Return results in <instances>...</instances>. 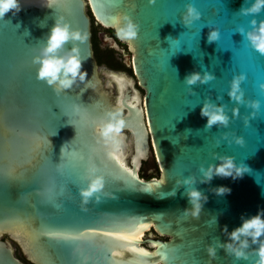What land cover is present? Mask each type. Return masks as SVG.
Segmentation results:
<instances>
[{
	"label": "water",
	"instance_id": "95a60500",
	"mask_svg": "<svg viewBox=\"0 0 264 264\" xmlns=\"http://www.w3.org/2000/svg\"><path fill=\"white\" fill-rule=\"evenodd\" d=\"M102 3L109 5L105 15ZM187 3L202 13L190 25L181 18ZM242 6H247L245 0H21L19 12L11 10L0 18V169L5 173L0 174V264H23L5 235L33 264H190L192 255L196 257L193 264H210L206 246L213 237L226 239L223 226L227 224L231 231L241 223L242 214L253 215L264 209V89L260 87L264 82V54L237 31L240 26L245 30L252 27V15L241 14ZM88 8L95 22L107 29L115 31V23L105 16L128 13L139 23L138 37L131 45L115 34L128 44L131 54L124 57L145 91L142 100L128 72L98 65ZM59 15L74 20L73 27L87 33L86 41L78 42L86 57L83 68L91 79L87 90L81 84L57 95L36 78L33 49L46 38ZM255 16L258 22L264 19V10ZM210 25L220 29V38L211 43L207 39ZM110 43L118 49L115 38ZM192 71L213 72L215 79L189 86L184 79ZM240 72L246 73L242 82L245 100L261 101L255 117L246 104H239V113L233 117L237 102L227 92L232 77ZM189 87L194 92L190 93ZM217 96L223 99L217 100ZM205 98L227 105L232 117L227 128H205L207 117L200 113ZM73 106L83 108L86 115L78 118ZM116 107H122L126 121L123 141L115 153L116 160L105 158L104 164L119 178L106 183L84 210L79 188L87 186V178L79 180L78 188L69 185L72 191L63 193L62 173L72 162V151L84 145H91L101 157L111 152L98 142L96 126ZM64 113L76 124L77 136L75 125L66 123L69 117ZM94 117L102 119L93 125ZM224 132L229 140L244 136L245 143L222 140L217 147L216 139ZM43 133L51 135L53 163L44 162L36 148ZM63 146L67 164L59 163ZM213 152L235 156L236 162L248 165L249 171L235 180L216 176L210 183L193 185L208 195L199 219H194L183 213L191 206L186 195L189 186L178 188L175 196L167 193L178 178L193 173L199 176L201 163L218 162ZM152 156L161 174L145 179L139 171ZM119 164L131 169L138 179L122 175ZM162 177L166 184L160 183ZM149 185L154 186L151 192L141 190ZM220 185L232 191L219 196L210 191ZM212 215H218L217 226L209 223ZM133 219L147 227L139 232L112 227L113 222ZM41 226L82 231L88 230L85 226H104L93 230L144 236L135 243L101 235L59 243L39 236ZM151 229L152 233L146 234ZM131 248L154 255L140 258ZM170 249L172 259L155 255ZM193 249L197 251L193 253ZM211 264L248 262H237L218 249Z\"/></svg>",
	"mask_w": 264,
	"mask_h": 264
},
{
	"label": "clouds",
	"instance_id": "9594fccd",
	"mask_svg": "<svg viewBox=\"0 0 264 264\" xmlns=\"http://www.w3.org/2000/svg\"><path fill=\"white\" fill-rule=\"evenodd\" d=\"M149 3H155V0H149ZM247 6H242L240 13L243 15H252L250 21L252 27L245 30L243 26L238 27L237 31L246 38L251 47L264 54V19L259 22L255 14L264 10V0H245ZM21 8V0H0V18L11 10L19 12ZM201 11L193 4L187 3L185 11L182 13V21L185 25H190L194 21L200 19ZM207 34L208 42L217 41L220 38V29L215 26H208ZM140 25L128 13H122L116 17L115 31L117 35L126 39L131 45L135 38L138 37ZM87 39V33L79 28L73 27L72 23L63 15L55 17L54 24L47 33L46 38L40 41L38 46L33 49L32 64L36 66V77L38 80L45 81L51 86L53 91L60 95L73 89L81 84L85 85L84 90L91 85V79L88 78V71L83 68V63L86 59L81 54L80 43ZM69 43L71 46L69 47ZM215 79V75L210 71H192L185 76V83L189 86L195 85L198 82L205 84L208 81ZM246 79V73L240 72L235 74L230 81V88L227 95L231 100L237 102V106L232 109L233 117L239 113V104H246L252 109L251 116L255 117L261 108L259 99L245 100V91L242 88V82ZM261 89H264V82L260 84ZM189 92H194V89L189 87ZM222 96H217V100H222ZM225 103H216L210 98H205L202 107L200 108L201 116L207 117L205 128L210 129L213 125H218L222 128H227L232 117L226 111ZM248 121H245L247 125ZM126 121L122 115V107L106 113L96 126V136L98 142L111 149L112 153L119 152L123 141V131ZM222 140L233 141L236 144L243 145L245 143L244 136H233L228 139L226 132L222 133L216 139V146L221 144ZM49 143L52 146L51 140ZM65 146V145H64ZM61 148V152L64 150ZM215 158L213 163H208L207 166L203 163L199 166L200 175L195 173L178 178L175 185L167 195L175 196L177 189L181 186H189L186 188V195L190 207H186L183 211L184 215L191 216L194 219H199L204 204L208 200V195L199 188L194 187L197 182L210 183L214 177L223 178L231 177L233 180L243 177L249 171L248 165L243 162L237 163L233 155L221 154L213 152ZM161 184H166V178L162 177ZM105 177L102 174H89L87 177V186L79 189L81 196V206L86 210V205L90 202L94 194L99 193L105 188ZM216 195H224L232 191L231 187L226 185L216 186L210 189ZM100 196H96V201L99 202ZM222 214V213H221ZM210 224L218 225V215H212L209 221ZM226 239L221 240L219 237H213V240L207 244L206 251L211 260L217 257L218 249H223L228 255L235 258L237 262L244 260L248 264H264V209L258 210L253 215H241V223L229 231L228 225L225 224L221 229ZM255 246V247H253ZM254 257V258H253Z\"/></svg>",
	"mask_w": 264,
	"mask_h": 264
},
{
	"label": "snow or ice",
	"instance_id": "6c2138e0",
	"mask_svg": "<svg viewBox=\"0 0 264 264\" xmlns=\"http://www.w3.org/2000/svg\"><path fill=\"white\" fill-rule=\"evenodd\" d=\"M109 5L106 3H102L101 7L103 8L104 15H105V9ZM106 19L110 20L112 23H116V17H108L105 16ZM70 22L73 24L74 20H70ZM37 78V77H36ZM59 106V105H58ZM60 107V106H59ZM135 108V105L132 106ZM61 109V108H60ZM52 110V109H51ZM62 111V110H61ZM73 111L77 115L78 118H82L84 115H86V112L83 108H76L73 106ZM61 113V112H60ZM63 115H66L69 117V119L66 121V123L75 125L76 127V136L78 134V128L76 124L72 122V118L67 114L64 113ZM102 119V117H94L91 119V123L95 125L96 123L99 122V120ZM54 135V134H53ZM51 135L47 133H43L42 135L39 136L36 148L44 162H51L53 163L51 159V151H52V146L49 143V137ZM75 136V137H76ZM108 159L110 161H115L116 156L115 153L108 152L105 157H101L100 154L96 153L95 149L91 145H84L80 149H75L72 151V162L70 165H68L67 169L62 173V179H61V186L63 189V193H68L72 191V188L69 187V185H73L76 188L79 187V180L82 177L87 178L89 174H102L105 177V182L106 183H111L113 179L119 178L117 177L114 172L104 164V159ZM64 161L65 164H67V159H66V149L64 147L63 152H61V157L60 161ZM59 163H54V164H59ZM61 166V164H60ZM121 174H127V176L137 180L138 178L135 176V173L128 168H125L122 164L118 165ZM0 174H5L3 173V169H0ZM8 176H12L11 172L7 173ZM22 175V174H21ZM139 183L143 184L142 181ZM154 186H147L143 187L141 190L144 192H151L152 188ZM80 189V188H79ZM45 195L47 198V193L48 190L45 189ZM96 199V197H95ZM112 227H115L119 229L120 231H136L139 232L143 230L144 228L147 227L145 224H140L137 220L133 219L130 221H124V222H113ZM88 230L87 231H82L81 229H51V228H46L41 226L38 229V235L39 236H44L47 237L49 240H53L56 242H68V241H73V240H80L84 237L87 236H93V235H101V236H110L113 238L115 241H126L128 243H135L138 240V237L136 236H126V235H117L112 232H96L93 229L94 228H101L104 226H85ZM121 246H126V245H121ZM164 247V244L160 245V248L162 249ZM130 251L138 254L140 258L142 257H150L154 255L153 253H149L144 251L143 249H136V248H131L129 249ZM110 251V249H109ZM197 251L196 249H193V253ZM171 253V255H170ZM155 255L160 256L161 258L165 259H172V250L165 251L163 254L161 251L159 253H156ZM111 259V256L109 257ZM142 260V259H141ZM196 261V257L194 255L191 256L190 259V264H193V262Z\"/></svg>",
	"mask_w": 264,
	"mask_h": 264
},
{
	"label": "flooded vegetation",
	"instance_id": "af4514ba",
	"mask_svg": "<svg viewBox=\"0 0 264 264\" xmlns=\"http://www.w3.org/2000/svg\"><path fill=\"white\" fill-rule=\"evenodd\" d=\"M91 31H92V29H91ZM95 32H96V38H97L98 55L102 59V64L104 63L108 67H111L110 64L113 63L118 67L120 66L117 69H120V68L126 69L127 71H129L133 75L132 77L134 78L135 85L138 86L139 89H143L140 86L137 77L134 75V71H133L132 66H129L125 61V57H124L126 55L125 52H129L131 54V52L129 51L128 44L119 41L116 38V34H115V31L113 29L104 28L96 22H95ZM92 35H93V32H92ZM111 38H115V40L118 44V49L111 46V43H110ZM124 48H125V52H124ZM93 50H94V48H93ZM94 56H95V52H94ZM95 58H96V56H95ZM96 60H97V58H96ZM97 62H98V60H97ZM98 65L100 66L101 64H98ZM100 76H101V73H100ZM144 94H145V91H144ZM152 157H154V156H152ZM146 162L147 161L143 162L141 169L139 171L140 176L143 178H145L143 175V167L145 166ZM153 165H154V168L157 169V165L155 164V162ZM15 255L21 262H23V264H33L30 260H28V258L24 255V253L21 252V254H19V255L17 253H15Z\"/></svg>",
	"mask_w": 264,
	"mask_h": 264
},
{
	"label": "rangeland",
	"instance_id": "374dc122",
	"mask_svg": "<svg viewBox=\"0 0 264 264\" xmlns=\"http://www.w3.org/2000/svg\"><path fill=\"white\" fill-rule=\"evenodd\" d=\"M124 52H125V48H124ZM126 55L130 54L129 52H125ZM106 65V64H105ZM106 67H108L106 65ZM110 69H113V70H122V71H126L128 72L131 76H133L129 71H127L126 69L124 68H120V69H117V68H112V67H109ZM134 86L139 89L138 86L135 85V82H134ZM140 93H141V100L143 99L144 97V90L143 89H139ZM154 162L155 164L157 165V169L154 168ZM160 170H159V167H158V164H157V161H156V158L155 157H151L149 160H147L145 166L143 167V175L145 177V179H150L152 177H160ZM152 233V229L149 230L146 234H151ZM159 235V234H158ZM159 237H163V238H168L167 236H161L159 235ZM5 239L11 243V245L13 246V249L15 251V253H17L18 255L21 254V252L23 253L21 247L15 242L13 241L9 236L5 235ZM147 247V246H145Z\"/></svg>",
	"mask_w": 264,
	"mask_h": 264
},
{
	"label": "trees",
	"instance_id": "16d2710c",
	"mask_svg": "<svg viewBox=\"0 0 264 264\" xmlns=\"http://www.w3.org/2000/svg\"><path fill=\"white\" fill-rule=\"evenodd\" d=\"M88 14L89 16L91 17V29H92V32H93V35H92V42H93V48H94V52H95V56L98 60V64H102V59L99 57L98 55V46H97V38H96V32H95V19H94V16L91 12V10L88 8ZM110 66L112 68H119L118 66H116L115 64L111 63Z\"/></svg>",
	"mask_w": 264,
	"mask_h": 264
},
{
	"label": "bare ground",
	"instance_id": "6f19581e",
	"mask_svg": "<svg viewBox=\"0 0 264 264\" xmlns=\"http://www.w3.org/2000/svg\"><path fill=\"white\" fill-rule=\"evenodd\" d=\"M124 235H126V236H131V235H129V234H124ZM143 236H144V233H139V234L137 235L138 238H142Z\"/></svg>",
	"mask_w": 264,
	"mask_h": 264
}]
</instances>
